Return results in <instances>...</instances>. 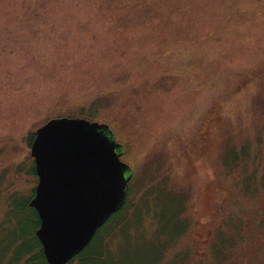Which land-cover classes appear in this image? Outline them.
<instances>
[{
    "label": "rangeland",
    "instance_id": "rangeland-1",
    "mask_svg": "<svg viewBox=\"0 0 264 264\" xmlns=\"http://www.w3.org/2000/svg\"><path fill=\"white\" fill-rule=\"evenodd\" d=\"M63 116L107 124L134 172L111 260L153 264L184 229L158 264H209L229 218L264 219L227 165L264 160V0H0V236L37 183L27 136ZM243 232L219 264H264V226Z\"/></svg>",
    "mask_w": 264,
    "mask_h": 264
},
{
    "label": "water",
    "instance_id": "water-1",
    "mask_svg": "<svg viewBox=\"0 0 264 264\" xmlns=\"http://www.w3.org/2000/svg\"><path fill=\"white\" fill-rule=\"evenodd\" d=\"M107 124L53 118L30 144L37 184L28 206L46 264L72 263L125 204L133 170Z\"/></svg>",
    "mask_w": 264,
    "mask_h": 264
},
{
    "label": "trees",
    "instance_id": "trees-1",
    "mask_svg": "<svg viewBox=\"0 0 264 264\" xmlns=\"http://www.w3.org/2000/svg\"><path fill=\"white\" fill-rule=\"evenodd\" d=\"M68 117H81L92 121L91 119L82 116ZM33 138L34 132L27 136L26 139L28 146H30ZM244 147L245 145L239 149H233L230 162L227 165L229 167L240 166L245 168L243 177H238V182L240 183L239 186L242 189L245 198L256 199L260 193L264 191V160H251L249 153L244 150ZM248 170L252 171V173H247ZM30 171L35 174L33 167H31ZM131 188L130 183L126 189L127 195L124 206L117 213L113 214L97 231L88 246L75 258L74 261L76 264H116L112 261L113 250H120L124 246V242L121 241V243H118L111 251L107 237L111 233V227L117 226V230H119L122 235L123 230L128 225V223H126L128 220L125 218V214L128 212H126V210L133 206L131 203ZM28 201L29 199L11 200L8 213L12 215V217H10V223L12 226L6 234L1 232L0 264H3V260H5V263L7 264H46L41 245L35 236V231L39 227V219L34 209L28 206ZM253 208L254 209L252 210H255L256 216H258V222H256V224L253 225L250 223V216L248 219H244V217L240 215L237 220L233 217L227 220L225 226L228 235L223 233V230L225 229L224 225L219 229L218 233H215L213 236L215 239L214 244L211 245L213 243L212 238L211 243L206 250V253L210 250L213 255L212 260H209V264H219L223 258L232 257L234 248L243 242L241 240L246 235V233L243 232L244 230L250 232L251 230H258V228L264 226V219H259L260 211L258 208L260 207ZM240 212L243 214L244 208ZM249 212L246 211L244 214L249 215ZM136 214L139 215L138 212ZM177 214H170V216H173L172 220ZM109 228L111 229L109 230ZM183 230L184 229H181V231ZM181 231H177L175 234H169L168 232L163 233L166 242L155 243L154 249L159 254V258L153 264H158L160 262L165 248L178 237V234L182 233Z\"/></svg>",
    "mask_w": 264,
    "mask_h": 264
}]
</instances>
